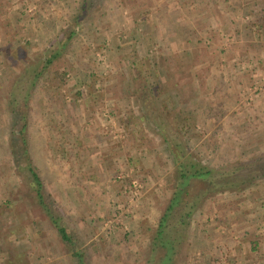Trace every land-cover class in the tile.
<instances>
[{
  "label": "rangeland",
  "instance_id": "rangeland-1",
  "mask_svg": "<svg viewBox=\"0 0 264 264\" xmlns=\"http://www.w3.org/2000/svg\"><path fill=\"white\" fill-rule=\"evenodd\" d=\"M263 24L264 0H0V264H78L74 251L85 264H145L183 160L235 167L251 183L199 197L175 264L237 261L233 243L252 256L236 241L257 225L264 238V219L252 222L264 212V141L225 140L200 108L204 94L189 105L193 84L203 93L221 84L227 48L264 58ZM63 44L37 85L25 84L21 73L40 70ZM194 67L205 77L193 82ZM17 82L31 91L28 154L45 206L26 159L12 153L22 152L10 134Z\"/></svg>",
  "mask_w": 264,
  "mask_h": 264
},
{
  "label": "trees",
  "instance_id": "trees-1",
  "mask_svg": "<svg viewBox=\"0 0 264 264\" xmlns=\"http://www.w3.org/2000/svg\"><path fill=\"white\" fill-rule=\"evenodd\" d=\"M85 8H78L81 13ZM77 11V12H78ZM79 17V15H77ZM76 16V17H77ZM264 26V24H263ZM77 33V28H73L69 32L68 39H70L74 34ZM65 44L59 46L57 49H53L50 56L44 61L40 70L35 68H27L21 74L25 76V84L30 86V88L37 85V79L41 74L42 70L49 64H51L64 49ZM30 88H23L17 82L16 87H13L10 92L12 99L11 103V117L12 121L10 124V134L12 135V147L17 144L22 152L17 153V148L12 150V153L18 156L23 155L26 159V167L31 173L32 182L34 184V189L39 203L45 206V198L42 193V180L38 173L33 167V163L28 154L29 148V137H28V122H29V107L27 101L31 95ZM23 102V105L19 104V100ZM164 136L167 139V133L164 129ZM17 140V144L13 143ZM167 141V140H165ZM178 150H181L179 144H175ZM181 155V154H180ZM259 156H257V165L259 164ZM181 159L182 157L179 156ZM15 160V159H14ZM17 163L18 161L15 160ZM15 162V163H16ZM20 163V162H19ZM237 162V167H238ZM241 163L239 164V166ZM235 167L232 171L229 170H216V168H210L208 166L202 165L198 162L183 160L180 161L177 168V180L174 185V190L171 197L168 200L167 206L160 215L158 223L156 225L154 234L151 235L149 240V255L146 258L145 264H175L178 251L180 250V245L182 243V227L187 225V220L191 215V210L197 203L199 197L204 196V194L209 190H215L217 187H222L223 189H238L240 186L247 183H251L248 178H242ZM231 175L233 177H231ZM224 179V182H220V179ZM199 183H204L201 187L200 192H196L194 195L191 193L196 188L195 185H200ZM195 186V187H194ZM193 187V189H192ZM53 224L57 228L61 238L67 242L71 241L70 236L66 232V228L59 223L57 218H51ZM182 226V227H181ZM180 229V230H179ZM74 255L78 259V264H85L84 257L79 251H74Z\"/></svg>",
  "mask_w": 264,
  "mask_h": 264
},
{
  "label": "crops",
  "instance_id": "crops-1",
  "mask_svg": "<svg viewBox=\"0 0 264 264\" xmlns=\"http://www.w3.org/2000/svg\"><path fill=\"white\" fill-rule=\"evenodd\" d=\"M191 47L194 46L192 45ZM230 48L225 50L226 54L222 58L221 66L224 68H222L218 76L217 74L213 76H217V79H214L217 81L221 80V84H213L207 88L208 84L206 91H204L205 93L203 91L199 92L198 86L193 84V89L190 90L191 101L189 107H192L194 110L197 109L199 100H202L199 99V95L202 97L204 94L203 102L205 104L203 103L200 108L207 109L205 115L209 117L208 119L213 118L216 120L217 126L222 125V135H224L225 140L237 137L236 139L239 141L254 142L256 148H263V145L259 142L264 141V58H260L257 54H255V58L252 56L248 57L245 52H242L243 48L241 47L235 48L234 52L231 51L230 53ZM174 55L175 53L171 57ZM248 65L250 67L249 82L246 81L247 71L244 70L245 66ZM191 77L194 78V82L196 77L202 78L205 75L194 67V69H191ZM206 77H208V74ZM210 82L213 81L209 80L208 83ZM220 96L221 99H219ZM247 98L252 101H248ZM224 126L231 127L232 129L228 127L224 128ZM235 135L237 136L235 137ZM261 203L262 205L264 204V202ZM262 210L254 213L256 216H252L254 218L252 222L264 219V212ZM252 214L247 215L249 217ZM237 217L241 219L242 216L239 214ZM257 227L258 225L242 228L239 233V241H236L242 245H239L238 248H245L243 253H252L253 255L247 256L248 259H244L239 249L232 247L234 245L232 242L233 244H229L232 245L229 249L236 256L237 261L227 262V264H264L261 259H264V249L260 248V245L264 246V238L261 237L262 234L258 235L256 231ZM224 262L221 263L223 264ZM207 264H213V259L207 261Z\"/></svg>",
  "mask_w": 264,
  "mask_h": 264
}]
</instances>
